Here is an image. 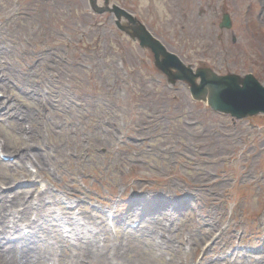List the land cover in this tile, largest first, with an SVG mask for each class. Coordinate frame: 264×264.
<instances>
[{"label":"rangeland","instance_id":"1","mask_svg":"<svg viewBox=\"0 0 264 264\" xmlns=\"http://www.w3.org/2000/svg\"><path fill=\"white\" fill-rule=\"evenodd\" d=\"M110 1L193 69L264 86V0ZM163 79L87 0H0V223L18 228L0 264H264V115L215 113ZM152 199L164 208L129 229ZM62 204L75 240L13 249Z\"/></svg>","mask_w":264,"mask_h":264},{"label":"water","instance_id":"2","mask_svg":"<svg viewBox=\"0 0 264 264\" xmlns=\"http://www.w3.org/2000/svg\"><path fill=\"white\" fill-rule=\"evenodd\" d=\"M104 2L107 4V0ZM90 4L96 13L113 12L118 20L121 16L128 20L131 33L119 26L118 21L116 25L120 30H125L131 38L137 39L141 47L150 49L154 56V66L166 75L168 82H186L195 100L205 102L213 111L229 114L237 119L264 114V87L252 75L248 74L243 78L234 74L218 76L209 69H197L193 73L190 68L183 66L175 55L168 53L130 14L117 6H112V9L97 8L95 0H91ZM220 27H230L227 15H224ZM197 78H200L199 84L195 82Z\"/></svg>","mask_w":264,"mask_h":264},{"label":"bare ground","instance_id":"3","mask_svg":"<svg viewBox=\"0 0 264 264\" xmlns=\"http://www.w3.org/2000/svg\"><path fill=\"white\" fill-rule=\"evenodd\" d=\"M10 107L11 106H9L7 108V110ZM14 110H16V109H14ZM26 113H28V111ZM0 114H2L1 113V109H0ZM25 116H27V115H25ZM25 152H28V148H25ZM29 156H30V152H28L26 154H23V155H19L18 157L16 156L15 158L20 162L19 157H24L25 159H28ZM16 165L18 166L17 168L19 169L20 166L18 164H16ZM4 178L9 180L8 177H4ZM27 180H31V178H27ZM42 199H43V197L40 198L38 200V202L39 203L42 202ZM55 201H57V199ZM1 202H2V200H1ZM1 202H0V207H2L3 204H5L4 201H3V203H1ZM31 208H32V206L29 205V206L26 207V210L31 209ZM66 211H67L66 214L71 215L72 207H67ZM50 212L51 211L49 209H46V213L43 215V217L40 215L39 212H37L35 214V219L33 221H29L28 222V226H31V228L34 230V232H30V236L28 238L21 237V236L17 237V238H20L18 243L20 244V246L23 247L24 250H27L28 248H31L28 245V243H29L28 241L34 240V238H37V241H39V242H46L47 239L49 241V238H51L52 242H54L56 244H57V242H68L66 237H69V235L63 236L61 228L65 229L67 227H70V229H68L64 233H68L69 234L71 232H75V228H74L75 222L72 220V218H68V217H66L65 215H62V214H56L55 212H52L51 215H50ZM8 214L9 215H7L6 218H5V216L3 217L6 220H3L0 223V247H2L1 246L2 245V241H1L2 236L6 235L7 233H12L13 232L12 229H15V226H14L15 224H13V227L10 226V223H11L12 218L14 217L13 216L14 214L12 212H9ZM83 216H84V214H83ZM85 218L90 220L89 217H85ZM66 224L68 225L67 227H66ZM6 227L10 228L11 230H6ZM6 238H7V236H6ZM12 247H14L13 249H15V247H17V246L14 245ZM9 248L11 249V247H9ZM85 259L88 260L91 264H93L92 261L90 260V258L87 257ZM58 263H59V261H58Z\"/></svg>","mask_w":264,"mask_h":264}]
</instances>
